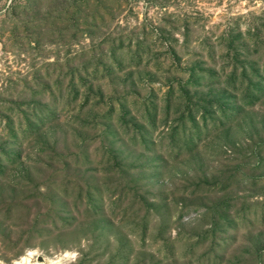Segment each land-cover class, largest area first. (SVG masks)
Instances as JSON below:
<instances>
[{"label":"rangeland","instance_id":"rangeland-1","mask_svg":"<svg viewBox=\"0 0 264 264\" xmlns=\"http://www.w3.org/2000/svg\"><path fill=\"white\" fill-rule=\"evenodd\" d=\"M79 1L0 0V264L30 252L33 264H203L208 242L189 247L208 225L200 205L227 194L239 196L227 211L238 210L236 228L206 264H264L251 259L264 250V217L247 208L264 205V0H86L82 14L96 8V19L75 16V34L68 16ZM83 61L85 71L71 72ZM191 65L243 67L262 88L241 111L222 113L205 99L229 88L216 83L208 95L207 80L187 84ZM44 85L56 114L27 128L24 103L49 100L47 88L36 92ZM196 96L212 111L189 107L198 128L185 107ZM204 179L229 188L194 190ZM52 201L64 203L54 207L67 221L32 228ZM184 204L198 210L178 220ZM40 226L51 234H36Z\"/></svg>","mask_w":264,"mask_h":264},{"label":"trees","instance_id":"trees-1","mask_svg":"<svg viewBox=\"0 0 264 264\" xmlns=\"http://www.w3.org/2000/svg\"><path fill=\"white\" fill-rule=\"evenodd\" d=\"M86 2H87L86 0H81L77 4H74V2H73V4L71 5V6H74V8L68 17H69V22H72L71 24L74 27H75L74 23L77 21L75 16H79L78 19H80L82 17L83 22H86V20L88 18H90L93 21L96 19L95 15H94V12H96V10H97L96 8L94 9V11L89 13V15L87 13H84V15L82 14L83 10H85V8H86L85 7ZM13 9H16V4L12 3L10 5V9L7 11L9 12ZM59 16H60V12L57 13L56 15H54L52 22H54ZM87 16H89V17H87ZM87 25H89V22H87ZM11 30H14V29L11 28ZM77 31L78 30L75 27V30L73 33L76 34ZM244 49H245L244 54L249 56V54H247V52L249 51L248 47H245ZM241 52L243 54V51H241ZM235 56H239V53L236 52ZM256 57L259 58V56H256ZM257 58L254 57V60H257ZM100 60H102V59L99 57L97 63L100 64V62H101ZM251 60H253V59H251ZM88 63L89 62H85V61L80 62L79 65L81 66V68L79 69V66L78 67L74 66L73 69L71 70V72H74V71L78 72L79 70L85 71L86 65H88ZM246 64L249 67H252L251 63L246 62ZM197 69H199L200 72H198ZM186 70H187L188 75L186 77L185 82L187 84L198 86V84H200V83L203 84V82H201L202 80H207L208 85H210L208 92H207V94L209 93L208 95H210L211 87L213 85H215L216 83H220L221 86L229 88V90H230L229 92H226V94H224V93L220 94L219 97L223 96L224 97L223 99H219V97H214L213 95H212V97H214V98H212V99L206 98L205 99V101H207V103L214 101L216 108L221 109L222 113L224 112L223 109L225 108V106H226V108H228L233 113L236 111H241L243 108V104H251L255 101V99L257 98V96H256L257 90H260V88H262V85L259 81H253L250 78V76L246 75L245 69L243 67L240 68V71L238 74L235 73V71H236L235 67H233V70H231L228 74H224L223 73V66H221L220 72L225 77H222L223 75L218 74V71L214 67H210V66L205 68V67H202L200 65H191ZM106 73L108 74L109 71H107ZM101 76H105V75H101ZM82 77L83 76L79 75V76H77V79L82 82L83 81ZM244 78H246V82L244 81ZM58 81H59V83H61L60 80H58ZM69 81H70V83L68 84V87L70 85L72 86V79L69 78ZM81 82H79V85L82 84ZM45 88H47V91L49 92V97H48L49 100L43 101L42 99L39 100V99L31 98L30 100H28L27 102L24 103L25 108L22 111L24 112L26 109L28 111V113L26 111L24 112V119L26 120L25 123L27 125V128L32 129V126L35 128L36 123L44 124V122H45V120H47V118L52 117L56 114L55 110L57 107H55V101H53V99L51 98L52 92L50 90V87L48 85H44L42 90H37L36 92L41 93V92H43V90ZM74 90H75L74 91L75 93L73 95L70 94L69 97L66 96V97H68L69 103H71L72 100L76 99L77 89H74ZM239 90H243V94H242L243 99H242V103L237 105L235 103L236 97H235L234 93H235V91H239ZM62 95L63 94L60 92V96H62ZM202 97L203 96H196L197 99L194 102L189 100L185 104L186 111H187V118L190 119L191 121H193V116L190 115V113H189L190 112V108H189L190 106H195L197 108L201 107L203 112L207 111L210 114H212V111H209V109H210L209 106L198 104L199 103L198 101L204 100V98H202ZM186 98L190 99V97H188V95L186 96ZM230 98H231V100L229 102ZM239 99H240V97H239ZM87 100H88V98L86 96L84 99V103H87ZM64 101H66V100H64ZM205 101H203V102H205ZM193 122H194V127L198 128L196 121H193ZM11 124H12V120L9 119L6 123V125H8L10 132H12V135H14ZM196 134H197L196 132H193V135H196ZM193 184L195 185L193 187L194 190H197V188L202 184L207 185V187H206L207 192L211 190V192L223 193V192H226V190L229 188V186L227 185V183L225 181L217 180V179H213V180L204 179L201 181H197ZM235 195L232 197L229 194H227V195L222 196L216 200H212L211 202H209L207 204H204V203L202 205L199 204L201 206V208H203V211H202L203 215L207 216L209 219L208 225L199 234H196L194 236V238H195L194 242L189 243V247L192 246L193 244H195L196 242H197V244L200 242H203L201 244H206V242H208L207 248L209 249L211 246L220 245V243L224 242V238H222L221 234L225 233L228 229H231L233 227L236 228V224H237V222H234L233 216H235V214L237 213L236 211H238V210H235V213L233 214V216H231L229 214V212H227L229 210L230 206L232 205V202H233ZM236 196H238V195H236ZM89 198H90L89 202H87L88 207H92V208L97 207V204L94 203L93 198L91 196ZM58 200H63V199L61 197H58ZM55 201H52L51 203H49L50 207L47 208L48 209L47 211L51 214V216L49 217V215L46 213L47 211L44 214H42L44 216V219H43V216L40 214L35 216L33 218V222L30 224L32 226V228H35V226L39 224V221L40 222H46V221L48 222L49 220H51L49 222L50 225L55 224V222H57L56 218H58V217H59L58 220H60V221H63V220L65 221V219L67 221V218L64 217L63 215H59L56 212V207H54V204L61 206L64 203L58 204V203H55ZM152 204L153 203H150L148 205L151 206ZM184 206H185V204L180 205V207L178 209V213H177V219L178 220L182 219L183 216H186L187 214H189L191 212H196L198 210V207H197L198 205L192 206L191 208L190 207L185 208ZM51 207H53L54 210ZM247 208H248V212L251 213L252 215H254V213L256 211H260L261 217L262 218L264 217V205L260 206L258 201H254V202L249 201ZM8 210H9V208H8ZM244 210L247 211L245 206L239 207V211H240L239 213L240 214L238 213V216L240 217L239 221L242 223V225L245 222V218L248 216V215L245 216L243 214ZM6 216H8V215H6ZM160 216H163V214ZM159 219H160L159 222H161V223L163 222V224L165 223L164 218L162 219L161 217H159ZM53 220H54V222H53ZM159 226H160V224H159ZM35 230H36L35 231L36 234H38V235H41L44 233L45 234L46 233L51 234V231H52V230H50V227H48V228L44 227L43 228L42 226H40L39 228H37ZM41 230L43 233L41 232ZM57 230H62V229L58 228ZM208 249H205L204 252L202 253V254H205L204 260L206 262H213L214 259H216L215 255L217 253H213L212 257L210 258L209 254L211 252L207 251ZM205 251H207V252H205ZM189 252H192V249H190ZM263 253H264V250H262L260 253H259V251H256L255 254H253V256L251 257V259L253 261L255 260V261L259 262L261 260V256H262V258L264 257ZM82 257H83V255H82ZM113 257H114V259H116L117 257H119V255L116 254ZM112 258H110V261L113 260ZM205 261H203V264H206ZM243 262L247 263L246 260H243Z\"/></svg>","mask_w":264,"mask_h":264},{"label":"bare ground","instance_id":"bare-ground-1","mask_svg":"<svg viewBox=\"0 0 264 264\" xmlns=\"http://www.w3.org/2000/svg\"><path fill=\"white\" fill-rule=\"evenodd\" d=\"M32 252H30L26 257H24L20 262H17L16 264H33L30 261V256H31ZM38 264V263H37ZM41 264V263H40Z\"/></svg>","mask_w":264,"mask_h":264}]
</instances>
